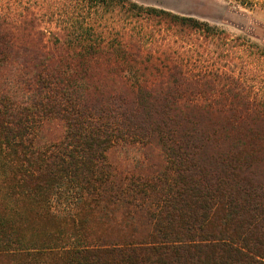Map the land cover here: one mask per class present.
<instances>
[{
    "label": "trees",
    "instance_id": "obj_1",
    "mask_svg": "<svg viewBox=\"0 0 264 264\" xmlns=\"http://www.w3.org/2000/svg\"><path fill=\"white\" fill-rule=\"evenodd\" d=\"M0 264H264V48L128 0H0Z\"/></svg>",
    "mask_w": 264,
    "mask_h": 264
},
{
    "label": "rangeland",
    "instance_id": "obj_2",
    "mask_svg": "<svg viewBox=\"0 0 264 264\" xmlns=\"http://www.w3.org/2000/svg\"><path fill=\"white\" fill-rule=\"evenodd\" d=\"M142 6L164 9L205 22L226 31L231 36H241L264 48V10L253 9L231 0H128ZM262 2V0H254Z\"/></svg>",
    "mask_w": 264,
    "mask_h": 264
}]
</instances>
